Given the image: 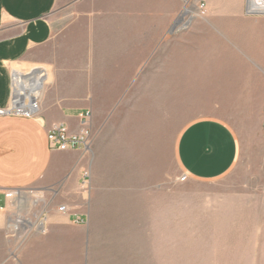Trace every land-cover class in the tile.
<instances>
[{
	"label": "crops",
	"instance_id": "crops-1",
	"mask_svg": "<svg viewBox=\"0 0 264 264\" xmlns=\"http://www.w3.org/2000/svg\"><path fill=\"white\" fill-rule=\"evenodd\" d=\"M199 3L206 17L177 33ZM263 11L254 0H0V108L37 104L33 117H0V264H160L145 240L176 218L161 186V97L214 112L262 93L264 16L252 13ZM86 112L90 153L51 150L48 131L78 133ZM173 155L188 180L215 181L238 143L210 115L182 128ZM17 215L26 239L9 232Z\"/></svg>",
	"mask_w": 264,
	"mask_h": 264
},
{
	"label": "rangeland",
	"instance_id": "rangeland-1",
	"mask_svg": "<svg viewBox=\"0 0 264 264\" xmlns=\"http://www.w3.org/2000/svg\"><path fill=\"white\" fill-rule=\"evenodd\" d=\"M205 7L204 16L195 15L177 33L206 17ZM260 92L234 97L228 110L214 112L187 102L183 95L161 97L156 122L165 165L161 186L171 190V199L175 197L176 218L170 225L161 224L160 240H145L147 252L154 248L160 253V264H264V90ZM170 99L176 102L167 103ZM210 115L228 124L238 143V157L226 176L190 181L174 159V144L185 125ZM149 258L145 264L152 262Z\"/></svg>",
	"mask_w": 264,
	"mask_h": 264
},
{
	"label": "built area",
	"instance_id": "built-area-1",
	"mask_svg": "<svg viewBox=\"0 0 264 264\" xmlns=\"http://www.w3.org/2000/svg\"><path fill=\"white\" fill-rule=\"evenodd\" d=\"M205 13L206 7L204 3H199L194 12L189 8H184L178 18L177 29L185 30L195 15L204 16ZM36 113L37 104L35 102L27 104L26 107L18 106L15 102H12L9 107L4 109L0 108V117L10 114L33 117ZM90 118V112L83 113L79 116L80 131L75 134L69 133L68 129L63 125H54L47 133V140L50 149L62 152L76 151L82 154L90 153L95 139V134L90 128ZM89 186V175L88 172H85L80 183V188L83 192L88 193ZM15 193L17 192H9L8 194L10 196ZM58 211L66 213L67 209L62 205L58 208ZM76 222L79 223L80 220L78 219ZM9 232L12 236L18 239H26V237L30 234L28 220L19 215L15 216L9 224Z\"/></svg>",
	"mask_w": 264,
	"mask_h": 264
},
{
	"label": "bare ground",
	"instance_id": "bare-ground-1",
	"mask_svg": "<svg viewBox=\"0 0 264 264\" xmlns=\"http://www.w3.org/2000/svg\"><path fill=\"white\" fill-rule=\"evenodd\" d=\"M255 1H257V0H254V2ZM257 3H264V0H258V2ZM22 107H26L27 106V103H23L22 105H21Z\"/></svg>",
	"mask_w": 264,
	"mask_h": 264
},
{
	"label": "water",
	"instance_id": "water-1",
	"mask_svg": "<svg viewBox=\"0 0 264 264\" xmlns=\"http://www.w3.org/2000/svg\"><path fill=\"white\" fill-rule=\"evenodd\" d=\"M252 14L259 15V16H264V11L263 12L252 13Z\"/></svg>",
	"mask_w": 264,
	"mask_h": 264
}]
</instances>
